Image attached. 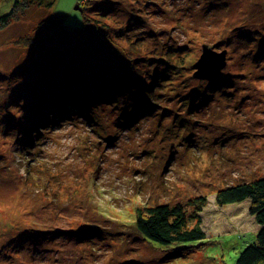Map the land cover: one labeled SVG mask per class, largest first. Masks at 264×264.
I'll use <instances>...</instances> for the list:
<instances>
[{"label":"rangeland","instance_id":"obj_1","mask_svg":"<svg viewBox=\"0 0 264 264\" xmlns=\"http://www.w3.org/2000/svg\"><path fill=\"white\" fill-rule=\"evenodd\" d=\"M84 2L89 13L116 3L107 18L124 35L116 38L107 69L114 73L121 63L130 64L132 57L124 52L137 47L140 71H159L156 106L140 117L125 110L122 119L120 102L111 106L118 98L106 103L103 95L76 92L81 100L72 103L81 113L38 114L43 100L36 98L37 89L46 78L58 73L61 82L82 88L66 70L49 66L71 60L85 65L89 57L76 50L54 63L36 64L34 41L43 16L36 7L0 23V102L7 110L0 121V264H166L178 251L146 241L134 224L135 208L169 202L191 210L190 200L198 194L208 197L202 214L206 233L226 234L217 239L216 251L186 247L189 253L177 261L223 264V258L234 264L250 242L248 235L237 234L255 233L259 225L248 201L222 208L215 195L226 184L264 175V0ZM77 3L57 0L45 11L79 27ZM11 4L0 0V16ZM247 28L253 34L239 37ZM55 43L49 48L64 49ZM205 43L227 50L226 77L217 90L193 76ZM72 44L81 49L78 41ZM155 58H161L159 64ZM185 101L194 108L190 123ZM181 119L187 120L194 148L178 136L185 131ZM89 225L96 228H85Z\"/></svg>","mask_w":264,"mask_h":264},{"label":"trees","instance_id":"obj_2","mask_svg":"<svg viewBox=\"0 0 264 264\" xmlns=\"http://www.w3.org/2000/svg\"><path fill=\"white\" fill-rule=\"evenodd\" d=\"M56 2L57 0H12L8 12L0 16V23L8 24L10 20L17 15H21V13L25 14V10L29 7H36L39 11L43 12V16L40 18L42 21L39 23L40 25L42 24V26H39V29H37L40 31V35H37V40H33L36 45V50L38 51L36 55V64L54 63L56 62L55 58H62L64 56L62 54L66 53L73 56L76 53L71 52H75L76 50L84 57H89L85 65L79 64L76 60H71L67 65L51 64L49 66V68L53 69L60 68L66 70L62 72H65L68 76H75V80L73 77H70V81H77L82 88L77 89L73 84L70 86L65 81L61 82L58 79L62 75L58 73L56 78L49 80L46 78L44 82H42V88L37 89L38 93L36 94V98H39L40 101L43 100L39 103L40 105H37L36 110L38 114H40L42 110H45V114L47 115H53L58 112L64 114L68 113L70 109L72 115L81 113L80 108L72 103V100L75 102L81 100V97L76 92H80L81 95L87 94L86 97H90V94L96 97L103 95V100H105L106 103H110V98H118L116 102L115 100L112 101L111 106L120 102V109H122L120 117L122 119L125 110H128L130 114L138 111L139 117L152 114L156 106L155 102L152 101L156 100L155 93L157 94L156 89L159 71L155 70L151 73L140 71L138 65L139 49L137 47H129V49L126 50L128 54L124 52V57H132L133 61L130 64L122 66L121 63L119 65V70L114 73H110L109 69H107V65L113 63L112 56L110 55L112 49L118 48L116 38L124 35L122 29L120 31H114L115 27L108 22L109 19L107 18V14L113 11L116 3L105 2L104 8L102 5H97L99 7L101 6L102 9L98 12L89 13L87 12L89 2L85 3L84 0H78V3H81L80 5L77 3V5L81 8V10H78L81 11L83 25L71 27L64 23L63 17L45 11V9H51ZM96 14H100V16ZM45 26L52 28V30L45 28ZM45 29H49L52 33L48 35L49 33L47 34ZM246 32L248 36L253 34V30L247 28V31H240L238 36L244 37ZM52 37L57 40H50ZM24 39L25 38H23V40ZM74 40L78 41V46H80L81 49L72 46ZM30 41H32V39ZM57 41L63 45L64 49L57 48V45L54 48H49L50 44H57L55 43ZM132 53L135 55H131ZM37 57L40 59H37ZM98 57L99 59H97ZM162 59L165 60L164 58ZM254 59H256V57L251 59V62ZM159 60H161V58H155L157 64H159ZM34 70H36L35 67ZM59 71L61 70H57V72ZM240 72L242 73V71L235 73L240 75ZM33 73H36V71H33ZM28 74H30V72L26 73V75ZM222 74L217 80L209 81L217 87L216 90L223 85L226 75ZM90 77H93V79H87ZM248 77H246V79ZM260 77L264 79V74L260 75ZM234 81L236 83L235 79ZM81 83H91L92 85L90 88V86L87 85L82 86L83 84ZM85 87H88V89H85ZM229 89L234 90L236 86L229 87ZM91 91L92 93L89 94ZM75 93L76 96H74ZM47 96L48 98H46ZM186 102L187 101L184 102L185 106H187L185 111L189 113V115L186 114V116H188L187 120L188 123H190L195 113L193 106H189L188 102ZM114 108L119 109V107ZM131 110H133V112H131ZM6 111L5 105L0 102V121ZM187 120H180V126H182L185 131L179 130L178 136L180 139H184V141L187 142L184 144L185 147L191 146V148H194L196 146L192 143L193 140L190 138L188 124L187 126L184 124ZM35 124L38 123L35 122L33 125ZM36 136L37 134L33 135V140ZM87 189H90V186H87ZM85 192L89 191L86 190ZM215 201L218 206L222 208H225V206L229 204L245 201L250 203L249 212L254 216L259 225V229L255 233L240 232L237 234L238 238H243L248 235L250 237V242L239 251L234 264H264V175L251 180H238L218 188ZM190 204L192 206L191 210L187 209L183 203L169 202L135 208L134 224L146 241L156 248L163 250L174 248L175 251H178L177 253L172 251L175 255L172 254L171 259L164 260L167 263L187 264V262L183 263L177 261L185 256V254L189 253L185 250L186 247L189 248L194 246L192 249L194 250L196 246L204 245L206 248L216 251L217 249L215 247L219 246L220 241L217 239L225 237L226 232L219 234V237H213L211 233L210 235L207 234L203 228L202 214L208 205L207 196L198 194V196L190 200ZM85 228L92 229L96 227H90L89 225ZM64 235L65 234L62 236ZM85 241L86 239H83L81 242ZM169 254L170 253L166 254V257H169ZM221 261L223 264H226L223 258H221Z\"/></svg>","mask_w":264,"mask_h":264},{"label":"water","instance_id":"obj_3","mask_svg":"<svg viewBox=\"0 0 264 264\" xmlns=\"http://www.w3.org/2000/svg\"><path fill=\"white\" fill-rule=\"evenodd\" d=\"M76 9H80L79 5ZM227 66V50H217L207 43L202 45L199 59L194 63L193 76L200 80L215 81Z\"/></svg>","mask_w":264,"mask_h":264},{"label":"bare ground","instance_id":"obj_4","mask_svg":"<svg viewBox=\"0 0 264 264\" xmlns=\"http://www.w3.org/2000/svg\"><path fill=\"white\" fill-rule=\"evenodd\" d=\"M73 79L75 80V76L73 77ZM77 79V78H76ZM76 83V82H75ZM81 84H83L82 86H85V85H87V86H90V88H91V83H81Z\"/></svg>","mask_w":264,"mask_h":264}]
</instances>
